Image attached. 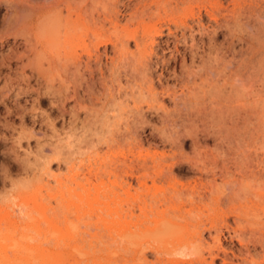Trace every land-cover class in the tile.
<instances>
[{
	"label": "bare ground",
	"instance_id": "bare-ground-1",
	"mask_svg": "<svg viewBox=\"0 0 264 264\" xmlns=\"http://www.w3.org/2000/svg\"><path fill=\"white\" fill-rule=\"evenodd\" d=\"M248 1L0 0L2 60L57 73L93 135L54 206L24 212L40 264H264V0Z\"/></svg>",
	"mask_w": 264,
	"mask_h": 264
},
{
	"label": "rangeland",
	"instance_id": "rangeland-1",
	"mask_svg": "<svg viewBox=\"0 0 264 264\" xmlns=\"http://www.w3.org/2000/svg\"><path fill=\"white\" fill-rule=\"evenodd\" d=\"M248 2L247 8L252 6V2L256 3L254 0ZM4 13L5 6H2L0 36L8 26L3 20ZM11 42L12 38L8 36L4 43H0V264H40L41 258L32 248L37 243L32 237L37 234L27 225L30 219L25 213L31 211L32 215L40 217L35 207L37 195L46 207L54 206L52 192L56 175L66 172L72 150L77 151L74 157L81 156L78 154L80 149L83 153L88 150L89 138H93V135L91 128L86 129L89 125L72 116L70 106L73 103L69 98H62L64 88L60 87L61 78L57 73H39L30 67L23 68L22 61L16 57L2 60V52L8 49ZM17 49L23 51L22 47ZM51 57L43 58L46 66ZM151 115V124L139 128L143 137L153 124L162 127L161 121ZM193 137L188 135L182 141L183 150L189 156L195 155ZM200 137L203 145L209 147L216 142L213 135L207 137L200 133ZM73 144H76L75 147ZM82 144L84 146H80ZM169 149L170 145H167L166 150ZM82 157L86 158V154ZM174 171L178 187L186 184L188 177L194 175L184 159ZM204 178L212 180L213 176L205 173ZM217 180L220 182L219 178ZM103 254L107 257L108 252ZM114 254L111 253L110 257L117 258Z\"/></svg>",
	"mask_w": 264,
	"mask_h": 264
}]
</instances>
